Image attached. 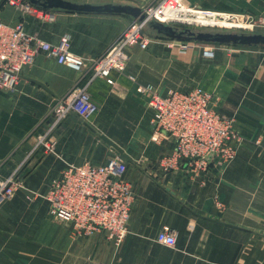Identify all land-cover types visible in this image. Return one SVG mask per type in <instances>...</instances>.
I'll list each match as a JSON object with an SVG mask.
<instances>
[{
  "label": "crops",
  "instance_id": "0c3cea01",
  "mask_svg": "<svg viewBox=\"0 0 264 264\" xmlns=\"http://www.w3.org/2000/svg\"><path fill=\"white\" fill-rule=\"evenodd\" d=\"M71 1L141 8L159 0ZM185 1L264 15V0ZM35 5L42 13L31 16L4 1L0 18L10 24L22 19L29 33L51 43L70 36L71 51L86 65L76 70L40 52L14 91L0 90V183L17 170L21 178L13 196L0 205V264H264V48L189 39V28L173 27L185 34L170 36L149 25V47H131L126 70L112 71L109 83L100 76L90 79L93 64L134 17ZM182 41L195 46L182 51ZM204 45L214 48L213 59L203 56ZM195 84L213 93L215 110L235 114L241 136L237 155L204 173L187 166L164 171L160 159L173 151L175 139L152 141L149 92L139 86L165 95ZM86 85L97 112L87 120L70 114L54 130L55 151L35 150L57 101ZM101 135L134 160L125 161L135 199L120 245L107 231L76 236L49 213L47 192L63 170L102 165L118 156ZM163 226L175 230V246L157 241Z\"/></svg>",
  "mask_w": 264,
  "mask_h": 264
},
{
  "label": "built area",
  "instance_id": "2783aa9c",
  "mask_svg": "<svg viewBox=\"0 0 264 264\" xmlns=\"http://www.w3.org/2000/svg\"><path fill=\"white\" fill-rule=\"evenodd\" d=\"M25 13L41 14L38 6L29 0H6ZM143 18H134L123 34L93 64L90 79L100 76L113 83L112 71L124 72L130 60V48L149 47L146 33L150 22L166 25H183L192 29H211L232 32H255L264 29V15L238 11H220L188 3L185 0H159L142 7ZM182 51L194 47L191 41L179 43ZM45 52L76 70H83L85 59L71 51L70 36L58 42L44 41L29 33L20 19L10 24L0 18V90L14 91L25 67L34 63L36 56ZM203 56H215L212 47L203 48ZM149 92L147 105L153 112L151 139L162 143L174 138L175 147L160 159L164 171L187 166L196 173L207 172L213 163L226 164L235 159L240 133L232 119L219 114L213 107V95L201 86L185 90L173 89L163 95L151 86H139ZM98 110L87 85L59 99L51 111L52 122L38 137L35 150L54 152L53 139L56 127L70 114L87 120ZM258 138L257 143H262ZM127 163L119 156L105 164H73L54 179L48 189L49 213L56 220L71 227L76 236L96 231H107L108 236L120 245L127 233L135 194L126 178ZM21 185L19 170L0 183V205L11 198ZM158 242L175 246L176 232L163 226L157 233Z\"/></svg>",
  "mask_w": 264,
  "mask_h": 264
},
{
  "label": "water",
  "instance_id": "95a60500",
  "mask_svg": "<svg viewBox=\"0 0 264 264\" xmlns=\"http://www.w3.org/2000/svg\"><path fill=\"white\" fill-rule=\"evenodd\" d=\"M6 0H0L2 4ZM33 4L42 5L46 8L64 9L69 11H80V12H104V13H118L127 14L133 16L134 18H143L142 7L131 6V5H121V4H89V3H79L71 0H29ZM149 25H155L156 28L163 33L170 36H178L185 34L182 32L173 31L174 28L170 25H166L160 22L152 21ZM220 31V30H219ZM188 38L198 41L206 42H218V43H228V44H243V45H264V34L262 33H251V32H232V31H204L197 30L194 31L188 29ZM32 82L47 88L42 82L30 78ZM101 138L106 141L115 151V153L124 161L134 162L132 157L125 152V150L119 146L113 140L101 135ZM223 223V222H221Z\"/></svg>",
  "mask_w": 264,
  "mask_h": 264
},
{
  "label": "rangeland",
  "instance_id": "374dc122",
  "mask_svg": "<svg viewBox=\"0 0 264 264\" xmlns=\"http://www.w3.org/2000/svg\"><path fill=\"white\" fill-rule=\"evenodd\" d=\"M25 13V12H24ZM23 13V14H24ZM25 14H29V13H25ZM31 16H34L33 14H30ZM170 26H172V27H179V28H182V26H178V25H170ZM189 29H192V28H189ZM192 30H199V29H192ZM200 30H202V29H200ZM204 31H217V32H221V31H219V30H209V29H204ZM223 32V31H222ZM253 33H262V34H264V29H262V30H258V31H255V32H253ZM211 44H213L214 42H210ZM228 44V43H227ZM240 45H243V44H240ZM195 46V45H194ZM206 46H208V45H206ZM245 46H247V45H245ZM248 46H258V47H262V48H264V45H258V44H256V45H248ZM205 47V45L204 46H202V51H203V48ZM210 47V46H209ZM193 48V47H192ZM191 49V48H190ZM187 50H189V49H187ZM187 50H185V51H187ZM211 59H213V58H211ZM192 86H200V84H195V85H192ZM202 87V86H201ZM204 89H205V87H203ZM207 90V89H206ZM208 91V90H207ZM211 93V92H210ZM212 95H213V93H211ZM219 114H221L222 116H225V117H227V118H230V119H232L233 120V118L235 119L236 117H235V114H233V115H226V114H224V113H222V112H220V111H218V110H216ZM233 122H235L234 120H233Z\"/></svg>",
  "mask_w": 264,
  "mask_h": 264
},
{
  "label": "trees",
  "instance_id": "16d2710c",
  "mask_svg": "<svg viewBox=\"0 0 264 264\" xmlns=\"http://www.w3.org/2000/svg\"><path fill=\"white\" fill-rule=\"evenodd\" d=\"M178 26H179V25H178ZM180 26H182V28H184V29L187 28V27H185V26H183V25H180ZM187 29H188V28H187Z\"/></svg>",
  "mask_w": 264,
  "mask_h": 264
}]
</instances>
